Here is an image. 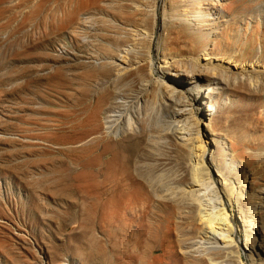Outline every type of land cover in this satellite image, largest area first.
<instances>
[{
    "label": "rangeland",
    "instance_id": "rangeland-1",
    "mask_svg": "<svg viewBox=\"0 0 264 264\" xmlns=\"http://www.w3.org/2000/svg\"><path fill=\"white\" fill-rule=\"evenodd\" d=\"M79 1L0 0V264H117L119 246L125 244L118 228L111 230L113 235L105 231L102 203L110 185L118 182L117 188L112 186L111 189L121 191L128 188V180L116 179V183L113 181L109 185L102 162H90L89 154L88 157L83 155V159L82 155L76 159L77 155L75 158L73 154L77 124L87 112L98 108V97L108 90L110 100L103 113L107 115L117 113L116 110L122 108L123 96L133 92L129 85L117 83L115 74L111 73L114 76L109 77L110 80L102 72L106 57L112 51L116 53L121 44L118 39L121 32V18L116 10L118 1L100 0L85 8L80 12L84 13L85 22L74 33L73 6H78ZM235 9L243 22L264 28V0H235ZM220 16L223 21L228 20L226 13ZM157 97H147L136 107H130L120 122V132L110 133L106 142L144 132L146 142L152 145L151 151L158 156L171 157V164L167 169L156 170L152 160L146 159L133 170L145 172L153 194L157 195L156 188L162 187L165 188L162 195L166 192L165 196H173V189L179 184L176 179L180 170L187 175L185 183L192 180L197 142L196 139L185 142L177 137L170 124V102L160 95ZM224 102L234 107L227 124L220 128L215 125V129L208 118L201 129L209 134L207 142L214 144L224 140L228 162L235 166L233 171H237L238 176L223 179L217 157H205L203 167L215 181L219 194L225 199L226 195L233 194L243 247L231 253L230 264L248 263L250 250L257 262L263 263L264 229L260 215L264 214V129L256 124L259 108L255 107L256 100L247 101L251 106L247 111L238 100L224 99ZM212 106L213 111L208 114L215 113L217 104L212 103ZM151 130H155L156 135L151 136ZM170 131L174 135L166 138L165 134ZM256 137L259 140L255 141ZM166 140L172 146L169 151L164 147ZM180 148L185 150V155L178 159L176 154ZM244 173L246 178L243 180L239 176ZM93 188L98 193L97 198L92 199L98 202L97 208L87 194ZM207 189L201 191L206 197L213 196V191ZM175 196L167 197L177 199L180 195ZM202 196L205 194L196 200L198 203L193 201V215L198 227L189 235L200 242L207 237L202 232L204 225L199 217L201 206L211 210L215 204V201L212 204L214 199L205 197L204 200ZM185 199L182 201L188 203ZM247 201H256L260 205L254 211L257 223L254 234L246 231L238 212L239 206ZM250 237H254L255 244L245 245ZM93 238L98 240L95 244L91 242ZM182 238L175 231L172 242L154 251L158 256L155 264H175L174 257L182 255L179 242Z\"/></svg>",
    "mask_w": 264,
    "mask_h": 264
},
{
    "label": "bare ground",
    "instance_id": "bare-ground-1",
    "mask_svg": "<svg viewBox=\"0 0 264 264\" xmlns=\"http://www.w3.org/2000/svg\"><path fill=\"white\" fill-rule=\"evenodd\" d=\"M99 1L80 0L78 6H73L74 33H77L85 22L84 13L80 12ZM117 1L116 10L118 9L121 18L118 39L121 44L116 53L112 51L106 57L102 72L108 78L115 74L116 82L122 83V86L129 85L133 92L123 96L120 103L122 108L117 106L120 108L116 110L117 113L103 115L104 107L110 100V94L105 90V94L97 99L98 108L88 110L86 117L78 122V129L73 137L74 157L77 155L75 158L78 159V156L82 155L83 159V155L89 154L92 159L89 158L90 162H102L108 173L109 185L113 181L116 183V179L128 180V188H119L121 191L115 188L113 191V185H110L107 198L102 203V223L105 231L109 234L113 228H118L125 241L124 245L119 246L121 250L117 264H155L158 256L154 251L172 242L175 231L183 237L179 240L183 249L182 255L174 257L175 264H230L231 253L243 247L241 224L235 213L233 194L226 195V199L219 194L215 181L203 167L205 157L219 159L218 170L223 174V179L229 180L238 176V173H234L235 166L228 162L224 140H217L214 144L205 141L209 134L205 133V130L203 132L201 126L204 120L209 118L210 124L220 128L232 118L234 107L224 102V99L243 102L242 108L246 111L251 107L247 101L256 100L255 107L259 108L256 124L264 129V28L240 20L235 9V0ZM222 13L228 15V20L220 19ZM114 85L117 88V85ZM158 95L170 102V124L172 129L175 128V131H172L185 142L194 139L197 142L192 180L185 183L187 175L182 170L179 171L176 179L179 184L175 186L177 190L173 189V196L180 195L177 199H171V194H168L171 198L165 196L166 192L162 195L161 192L165 189L162 187L156 188L157 195L153 194L150 182L148 183L150 180L145 179V172L141 169V172L133 170L135 165H140V161L146 159L152 160L156 170L167 169L171 164V157L158 156L159 154L151 151L152 145L146 142L144 132L131 133L122 140L106 142L110 133L120 132V122L130 107H136L140 101L150 96L157 99ZM212 103L217 104L216 111L214 114H208L213 111ZM112 121H115L114 124ZM214 128L216 129V126ZM172 131L166 133L165 137L173 136ZM156 133L151 130V136ZM214 134L220 136L218 131ZM159 136L162 135L159 133ZM256 140L259 139L256 137ZM164 143V147L169 151L171 145L167 140ZM258 149L257 152L261 153ZM260 149L262 151V148ZM184 155L185 150L180 148L176 154L177 158H183ZM239 177L244 180L245 173ZM116 184L114 186L117 188ZM203 188L213 191V196L210 194L211 198L206 197V193L201 191ZM233 190L234 186L231 187L232 192ZM87 194L92 200L97 198L98 193L96 194L93 188L89 189ZM202 194H205L203 199H214L212 204L213 201L215 204L210 203L213 206L211 210L204 208L205 205L200 207L199 217L203 222L204 231L201 227L199 229L207 236L204 237L205 241L200 242V239L194 240L189 235L198 227L193 215V203L200 200ZM180 198L189 202L178 201ZM248 201L239 206L238 212L243 218L246 231L254 234L257 224L254 211L260 205L256 201ZM92 202L97 208L98 202ZM202 202L199 204L202 205ZM93 206L92 208H95ZM260 218L264 229L263 213ZM253 238L247 239L245 245H254ZM97 241L95 238L91 240L94 244ZM249 253L250 258L246 264H264L257 262L251 250Z\"/></svg>",
    "mask_w": 264,
    "mask_h": 264
}]
</instances>
